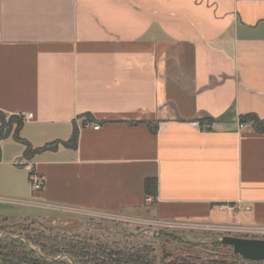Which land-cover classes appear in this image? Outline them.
Instances as JSON below:
<instances>
[{
	"label": "crops",
	"instance_id": "1",
	"mask_svg": "<svg viewBox=\"0 0 264 264\" xmlns=\"http://www.w3.org/2000/svg\"><path fill=\"white\" fill-rule=\"evenodd\" d=\"M0 113V222L264 226V0H0Z\"/></svg>",
	"mask_w": 264,
	"mask_h": 264
},
{
	"label": "rangeland",
	"instance_id": "2",
	"mask_svg": "<svg viewBox=\"0 0 264 264\" xmlns=\"http://www.w3.org/2000/svg\"><path fill=\"white\" fill-rule=\"evenodd\" d=\"M5 119H10V116H5ZM222 227L191 222L164 224L148 217L56 210L54 217L45 218L42 222L1 221L0 237L11 235L26 240L25 236L33 238L42 235L95 246L104 244L118 249H145L155 264H204L209 261L230 263L236 260L237 255L231 245L222 242L224 236L264 239L263 235ZM29 244L32 249L41 252L39 245ZM59 257L75 264L67 254ZM240 261L241 264H250L248 261Z\"/></svg>",
	"mask_w": 264,
	"mask_h": 264
},
{
	"label": "trees",
	"instance_id": "3",
	"mask_svg": "<svg viewBox=\"0 0 264 264\" xmlns=\"http://www.w3.org/2000/svg\"><path fill=\"white\" fill-rule=\"evenodd\" d=\"M3 113H0V135L12 134L14 137L27 145L25 156L30 158L32 154L39 151L54 149L57 143L47 144L41 148L34 149L25 139L20 136V131L24 125V118L20 116H10L6 120ZM241 122H251L254 128L264 133V120H260L254 115H245L241 117ZM152 131H157V125L149 124ZM77 140V132L73 134L70 142ZM69 143V142H67ZM147 195L157 193V180L147 179ZM26 240L11 235H2L0 237V264H72L67 259L57 258L58 255L67 254L75 264H155L149 258V253L145 249L127 250L118 249L104 244L89 245L81 241L68 240L66 238H54L52 236H42L31 238L25 236ZM29 243L39 245L41 252L32 249ZM236 260L230 263L220 261H209L204 264H241L240 260L248 261L250 264H264L262 261L247 260L239 255ZM170 264H177L176 262ZM185 264V263H180ZM194 264V263H186Z\"/></svg>",
	"mask_w": 264,
	"mask_h": 264
},
{
	"label": "water",
	"instance_id": "4",
	"mask_svg": "<svg viewBox=\"0 0 264 264\" xmlns=\"http://www.w3.org/2000/svg\"><path fill=\"white\" fill-rule=\"evenodd\" d=\"M222 242L231 245L236 255L247 260L264 261V239L224 236Z\"/></svg>",
	"mask_w": 264,
	"mask_h": 264
},
{
	"label": "built area",
	"instance_id": "5",
	"mask_svg": "<svg viewBox=\"0 0 264 264\" xmlns=\"http://www.w3.org/2000/svg\"><path fill=\"white\" fill-rule=\"evenodd\" d=\"M33 117V114H29L27 116L28 119H31ZM99 125H96L94 128L99 129ZM241 127H244L243 124H241ZM32 180V185L35 190H39L42 188L43 183L45 181V177L43 176H38L37 174L33 173L31 176ZM151 200V199H149ZM164 224H169L168 222H163ZM171 224H180V223H171ZM223 229H228V230H235V231H247L251 232L253 234L257 235H263L264 236V226H257V227H249V228H244V229H239L238 227H232V226H223Z\"/></svg>",
	"mask_w": 264,
	"mask_h": 264
}]
</instances>
